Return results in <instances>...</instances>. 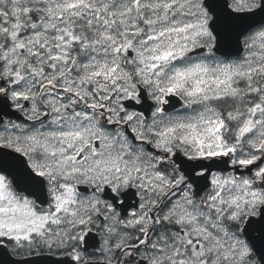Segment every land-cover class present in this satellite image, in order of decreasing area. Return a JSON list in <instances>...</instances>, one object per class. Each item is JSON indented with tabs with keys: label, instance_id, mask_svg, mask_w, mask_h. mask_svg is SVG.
<instances>
[{
	"label": "snow or ice",
	"instance_id": "snow-or-ice-1",
	"mask_svg": "<svg viewBox=\"0 0 264 264\" xmlns=\"http://www.w3.org/2000/svg\"><path fill=\"white\" fill-rule=\"evenodd\" d=\"M0 264H264V0H0Z\"/></svg>",
	"mask_w": 264,
	"mask_h": 264
}]
</instances>
